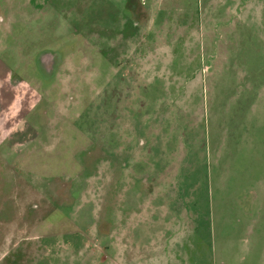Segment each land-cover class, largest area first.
Masks as SVG:
<instances>
[{"label":"rangeland","instance_id":"obj_1","mask_svg":"<svg viewBox=\"0 0 264 264\" xmlns=\"http://www.w3.org/2000/svg\"><path fill=\"white\" fill-rule=\"evenodd\" d=\"M133 1L0 0V264H264V0Z\"/></svg>","mask_w":264,"mask_h":264},{"label":"crops","instance_id":"obj_2","mask_svg":"<svg viewBox=\"0 0 264 264\" xmlns=\"http://www.w3.org/2000/svg\"><path fill=\"white\" fill-rule=\"evenodd\" d=\"M5 99L7 101H11L12 100L11 103L13 102V100H15L14 96H12L10 93H8V96H6ZM5 99H4V101H5ZM156 226H157V224H156ZM148 229H149V227H148ZM146 231L149 234L151 233V235L148 234L147 236H151L152 237L151 239L154 242H158V243H162V244H164V242H169L168 238H166L167 236L164 234L163 231L162 232L161 231H156L157 233L160 232V234H157V233L154 234L153 230L152 231L146 230ZM165 248L166 247L163 245L159 251L154 250V247H152V250H150V249L147 250V253H146V256H145V258L147 259L146 260V264H170V261H169L170 260V255H169L170 252H168ZM148 253H150V254L148 255ZM138 257L139 256H137L136 260L133 261V264H137V262H138L137 260H139ZM174 257L179 261L178 257H176V256H174Z\"/></svg>","mask_w":264,"mask_h":264},{"label":"flooded vegetation","instance_id":"obj_3","mask_svg":"<svg viewBox=\"0 0 264 264\" xmlns=\"http://www.w3.org/2000/svg\"><path fill=\"white\" fill-rule=\"evenodd\" d=\"M138 13L141 14V12L139 10H137L136 13H135L136 16H137ZM37 66L41 69V72L43 73L44 76H46L49 72H51V70L55 69V74L53 76V77H55L56 76V72H57L58 67H59V63L51 64V62H49V61L47 62V59H44L42 57V58H37Z\"/></svg>","mask_w":264,"mask_h":264},{"label":"water","instance_id":"obj_4","mask_svg":"<svg viewBox=\"0 0 264 264\" xmlns=\"http://www.w3.org/2000/svg\"><path fill=\"white\" fill-rule=\"evenodd\" d=\"M43 54V55H42ZM44 58V59H47V62L49 61V62H51V64H56V63H58L57 61H58V57H59V55H58V53L57 52H55V51H52V50H50V51H43L42 53H41V58ZM50 70V69H49ZM54 74H55V69H53V70H51V72H49L46 76L47 77H52V76H54Z\"/></svg>","mask_w":264,"mask_h":264},{"label":"trees","instance_id":"obj_5","mask_svg":"<svg viewBox=\"0 0 264 264\" xmlns=\"http://www.w3.org/2000/svg\"><path fill=\"white\" fill-rule=\"evenodd\" d=\"M138 0H135V1H133V2H130V8L136 13V11L138 10V2H137Z\"/></svg>","mask_w":264,"mask_h":264}]
</instances>
